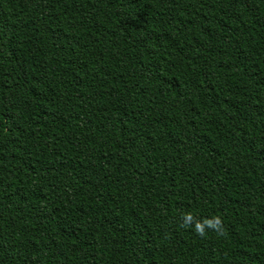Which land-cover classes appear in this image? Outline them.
Returning <instances> with one entry per match:
<instances>
[{"label":"trees","instance_id":"1","mask_svg":"<svg viewBox=\"0 0 264 264\" xmlns=\"http://www.w3.org/2000/svg\"><path fill=\"white\" fill-rule=\"evenodd\" d=\"M0 264H264V0H0Z\"/></svg>","mask_w":264,"mask_h":264},{"label":"clouds","instance_id":"2","mask_svg":"<svg viewBox=\"0 0 264 264\" xmlns=\"http://www.w3.org/2000/svg\"><path fill=\"white\" fill-rule=\"evenodd\" d=\"M192 216L191 214H186L183 217L184 224L182 226L187 227L192 222ZM222 224V221L219 217L213 218V220H205L203 223L197 222L195 225V231L198 235L204 236L206 233L204 231L205 226L216 229L219 231V226Z\"/></svg>","mask_w":264,"mask_h":264}]
</instances>
